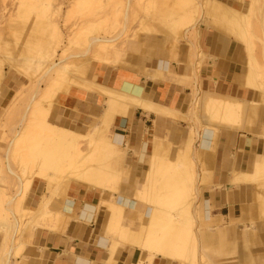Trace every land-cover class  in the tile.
Instances as JSON below:
<instances>
[{
	"label": "crops",
	"instance_id": "crops-1",
	"mask_svg": "<svg viewBox=\"0 0 264 264\" xmlns=\"http://www.w3.org/2000/svg\"><path fill=\"white\" fill-rule=\"evenodd\" d=\"M204 31L201 44L204 43L209 60L205 66L203 64V81L200 88L204 91L219 92L225 96L251 100V96H245L249 90L243 85V72L239 69L240 52L234 44L237 42L232 43L231 40L222 38L214 32ZM166 52L168 55L172 53L171 50ZM181 52L186 54V59L183 61L186 65L171 64L170 60L159 58L153 62L152 67L142 68L150 70V74L145 71L147 76L142 70L113 69L106 66H97L94 73L99 80V86L119 90L123 84H131L140 89L142 95L145 94V99L151 104L161 109L178 112L181 114L180 117H185L192 103L193 65L189 62V50H181ZM136 54H140L139 42H133L126 55L129 58ZM12 92L10 90L2 96L0 108L12 100ZM107 105V97L73 89L69 94L59 97L60 108L56 122L66 129L76 131L85 129L98 124L96 122L103 116ZM157 116L140 109H131L128 115L118 116L112 124L114 129L112 134L124 137L122 149L124 151L127 149L128 157L125 169L133 173L132 178L126 179L129 183L122 188L133 187L136 191L141 190L143 174L138 177V172L141 170L144 173L149 169L154 154H157L158 158L173 157L172 159L176 161L178 155L186 152L190 125L169 116L168 118ZM158 122L160 125L157 126ZM253 129L255 131L253 130L252 133L242 131L223 133L211 149L201 151L200 155V166L204 165L211 176L207 178L206 185L199 187L201 193L199 201L206 211L202 214L207 215L203 218V223H200V230L197 228L194 234L195 237L199 235L196 239L201 254L205 243L219 251L224 246V239H230L229 243L233 248L229 258L230 264H264V188L250 185L245 180V176L252 172L254 161L260 162L264 157V139L259 137L264 131V112L260 123L253 126ZM6 175H3V178L8 179ZM234 176L239 178V183L241 181L242 183L235 184ZM200 178L204 183L201 175ZM16 187L17 191L21 192L18 183ZM64 188L56 185L49 187L45 180L35 179L24 203L26 210L36 212L35 218L30 219L32 226L26 230L19 244L16 243L17 235L14 230L10 229L7 232L8 229L0 226V264H136L142 257L148 258V255L143 256L139 251L149 232L143 220L146 209L144 204L132 199L135 202L134 208H127L123 214L124 240L120 238L119 242L123 247L111 257L110 246L113 239L109 234L115 224L107 207L113 203L117 195L109 193L108 190L91 189L79 182H71ZM20 195L22 194H18V200ZM51 202L55 204L53 208L55 217L67 215L66 220L57 221L44 216L49 208L47 205ZM65 207H68L70 212H65ZM86 208H92L94 211L90 223L80 220ZM41 210L42 214L39 213ZM128 217L134 219L129 220ZM216 217L222 218L225 224L214 228ZM140 219L142 224L139 222ZM204 230L209 231L201 233ZM142 231L146 235H138ZM6 244L9 247L7 251ZM235 249L237 251H234ZM201 256L203 257L204 254ZM144 262L149 264L146 260ZM153 264L172 263L159 256Z\"/></svg>",
	"mask_w": 264,
	"mask_h": 264
},
{
	"label": "bare ground",
	"instance_id": "bare-ground-1",
	"mask_svg": "<svg viewBox=\"0 0 264 264\" xmlns=\"http://www.w3.org/2000/svg\"><path fill=\"white\" fill-rule=\"evenodd\" d=\"M82 1L86 2L88 0H81L80 2L82 3ZM90 1L91 0L87 2L88 5ZM230 1L232 2V0H129V1L127 0L126 2H128L129 5L126 10L128 9L129 10L127 13H125L127 15H125L126 17L124 20L122 32L128 35V31L132 25H136V28L139 27V29L136 30V32H133V35L130 34L134 36L133 37L134 39L132 38L133 39L132 42H129L128 46H126V50L118 48L119 45L118 44L115 45L114 43L115 40L114 37H116L117 39L120 34L115 36L112 33H110L101 39H94L93 41L92 38L89 39L92 42L91 41L88 42L87 40L88 43H91L88 52L92 51V53H95V51L93 52V49L98 50L100 55L106 56L105 62L108 63V59H107L108 56L115 57L114 59L119 62V60L123 56L122 54L126 52L124 54L125 56L128 53V48L130 47V45L133 42L136 43L139 42L138 40L142 38V35H157L172 40V47H171L172 52H174L175 49L179 50L181 44L180 40L183 41L185 40L187 42L188 47L191 48V51L193 52V54H195L194 51L199 52V48L197 47L198 45L195 43V41L200 34L201 27H205L209 31L212 30L219 32L225 35L226 37H228L229 39H232L234 42L242 43L247 47L246 50L247 56L244 65L245 67L246 66L248 67V72H247L248 74L246 76L245 86L248 89H251V91L245 93V96H251L253 100L241 99L234 96H225L215 91L202 90L199 87L200 71H198V69L201 66L200 61H198L200 60L199 57L200 56L204 57V55L201 54L196 55V58L198 59L197 61L194 60L195 56L193 54L192 55L194 57L191 55H190L191 57H189L190 65L191 64L193 65V74L191 73L192 83H193L191 88L192 103L191 106L189 107L190 108L189 112L186 113L185 117L184 116L180 117L181 114L178 112L169 111L164 108L161 109V107L159 108L158 106L153 105V103L151 104L144 97L145 96L144 93L146 92L144 91L143 93L144 96H143L141 90L131 84L125 83L119 90H111L106 87H102L85 81L80 76H84L83 72L84 70L86 71V69L84 68H83L84 70L80 69L83 70V72L78 70L80 72L79 74L80 76H79L77 75L78 72L76 74L69 70V68L71 67L68 68L62 66L61 63L64 62L67 63V61L65 60L66 59L68 60L69 58L72 57L69 58L67 57L65 60L61 58L60 60H63V62L57 61L60 63H53L52 61V64H49L50 66L48 67L47 71L45 70L46 73L45 72L43 73L44 75L43 77L52 78L57 76L56 79L58 80L56 84L60 85L61 94L65 93L64 91L66 90V88L72 86L78 89H83L89 92L97 93L103 97H107L108 105L107 108L105 109L103 116H101V118L97 122L98 124H100V127H98L99 125L96 126L97 124L91 125L84 129L85 132L83 130L76 131V130L62 128L57 124L56 122L57 118L53 119L47 117V112L43 108L42 110L41 108L36 109L35 116L39 121L37 120L38 121L37 124L34 125H29L25 127L23 126L24 127L23 133L19 136L18 140L16 139L17 140V141L15 140L16 142L13 141L14 143L10 144L9 147H7L8 149L6 150L7 159H5V161L7 160L6 163L8 162L10 164L12 162L11 159L17 160V158H19L20 160L22 159L24 161L30 160L33 161V164L36 162L40 163L39 166L41 168V171L40 173H37L32 176L34 165H31L30 166L31 172L30 174H28V176L29 175L32 176L31 178L30 177L26 179L24 178L23 180V178L17 177L18 184L20 185L21 188L20 191L22 192V193L20 192V194H22L21 201L14 199L8 200L5 196L3 195L0 196V226L4 225L2 227H7V228L9 227L7 232H9L10 227L14 226L15 223L12 222L14 220L10 221L9 218V216L11 217L12 214L15 212V211L12 212L13 208L14 210L20 208V210L23 211L22 215L20 216L21 218L24 217L23 216L24 212L25 213L27 212L29 215L32 214L31 216L35 215L36 212L32 213L31 211L25 209L24 203L30 192L31 186L36 178L48 182L49 187L53 185H57L58 187L63 188L65 185H68L71 182H79L82 184H86L91 189L100 190V191L105 189L108 183L114 182L115 180L118 182L119 169L121 166L125 167V162L128 159V157L124 153L127 149H125L124 152H121V148L124 146V137L118 134H110L111 136L110 135L108 136V130H109L108 128L114 123L115 119L118 116L128 115L131 109H137V110L140 109L148 114L149 113L157 114L158 115L157 117L162 115L166 117L169 116L170 118L172 117L176 121L178 120L188 121V116L191 113L192 117L193 116L194 118L196 117L195 122L197 120L196 123L201 124L200 125L201 130L199 133V131L198 132L195 131L194 127L190 128V131L188 132L189 134L187 133L188 138L185 147L186 152H184L185 154L180 155L176 159V161H174V163L170 162V164H165L167 165V167H165L164 164H163L164 167H159L157 165L159 163V159L157 157V154H154L153 158L150 160L149 169L146 170L144 173L141 170H139L138 172V177L143 174L141 178L142 189L140 191L135 190L134 195L132 196V194L130 193V189H126L122 187L118 189L116 188V191L119 192L117 193V196L115 197L113 203L112 204L110 203L111 205H109L107 208L111 212L112 222L115 224L116 226L115 228L117 229V227L122 228V224L124 222L123 214L126 211V209L134 208L135 202L132 199H135L146 206L145 213L143 214V220L146 222L145 224H147L149 232L146 238L144 239L143 243L141 244L139 251L143 254V256L145 254L148 255V258L145 259L144 257H142V259L139 260L138 263L136 264H145L144 262L145 260L149 264H153V262L159 256L163 257V259L169 260L172 264H207L205 262V256L203 257L201 256L203 252L201 254V251L198 248V242L196 239L197 237H195L196 236L195 234L193 237V233H192V230L196 225V223L198 222L203 223V218H205V215L207 214L205 215L202 214V212H204L205 210H204V206L201 205V203H197L198 205L197 206L195 205L196 207L193 209L194 203L197 200L199 202L201 193H199L200 188L197 187V189H195V183L197 182L198 179H196L197 176H195L193 172L194 171L193 161L190 157V154L192 152L191 149L193 148L191 147L194 146V143H196L197 149L195 153L196 154L198 153V157H200L199 155H201V151H206L211 149L217 138L223 133L229 131L232 132L234 131L235 133L240 131L246 133H252L254 130L253 126H251L250 124L245 125L244 123L245 118L252 111L254 112L258 111L261 118L262 113L264 112V105L263 108H261V110L259 108L260 104H264V77H262L258 73L257 57L252 53V50L250 51L249 49L250 37L248 33L250 32L249 31L250 26L249 23L247 22L251 20L248 19V14L250 16V13L252 12L253 3L251 2L253 1L255 4L258 5L259 1L261 0H238V2H240L241 5H243L242 10H238L237 5L234 6L230 5L229 4ZM83 4L84 3H82V5ZM260 5H258L259 8L261 7ZM255 11L252 13L253 17L256 19L258 18L260 20L259 29H262L264 27V7L262 10H259L257 13ZM23 14H27V13H23ZM182 19H184L185 21L187 20V22L185 23V26L187 28L183 32L178 31L176 28L177 23H179V21H181ZM122 32L121 34L123 35ZM110 35L112 37H110ZM252 37H255V34L253 32H252ZM130 38L131 37H128V39ZM119 40L117 39V41ZM174 40L176 41L174 42ZM59 42H61V39ZM112 42H113L112 45H108L111 44ZM84 43L85 42H83V44ZM83 44L81 43V45ZM87 44L84 45L87 46ZM84 45L83 47H79V48L82 49L86 48ZM27 46H29V44ZM57 46L52 48H58ZM83 51L81 54L82 56H83ZM85 52L86 51H84V53ZM81 55L79 57H82ZM85 55H87V53H85ZM85 55L84 58L86 57ZM44 57H46V60L47 59L50 60L49 58H47V56ZM96 57L95 59L97 60L100 58V56L99 58ZM102 58L104 59V57ZM103 59L101 60V62H103ZM109 60L111 61V59ZM44 61L45 60H43V62ZM45 64L48 63L45 62ZM253 64L255 67L253 66ZM2 72L3 70L0 66L1 78L3 76ZM13 78H14V74H12V76H10L9 79L8 80L6 79L5 81V86H7L9 89L14 88ZM1 80L3 79H0V81ZM64 81L65 83L62 84V82ZM22 86L19 90L15 91L16 93L14 94L18 95L21 91H24L25 89L23 90ZM255 91L260 93L262 92V94L260 93L257 94ZM55 93L53 92L52 94L54 95ZM13 98L15 97L13 96L12 99ZM22 99H24V97ZM18 101H16L17 105H18L17 103ZM10 106L11 105L7 107L8 109L6 108L8 111L6 112V114H4L5 117H8L9 115ZM12 109L14 108H11V110ZM14 113H16V111L13 112V115H15ZM13 115H10L11 116L10 118H12ZM162 119H164V117H162ZM50 121H52V123L54 122L56 127L51 125ZM156 124L158 126L159 122ZM161 125H163V123H161ZM162 131H164V129H162ZM262 132L263 133L262 134L260 133L261 135H259V137L264 139V131ZM196 135L198 137V139L196 138L197 141L195 140ZM153 138L154 137H152V139ZM83 139H87L86 141H88L87 143H89L90 146V150L87 154H84L83 152H79L78 149V146L81 144L80 140ZM77 141L79 142L78 143L79 145H77ZM67 147H72L74 150L77 149V153L79 154L75 158H72V156L67 150ZM62 151H65L64 156L62 155ZM196 154L195 156H197ZM64 161L65 162L68 161L69 165L67 167L68 170L66 171L65 168V172L63 170L62 173V170L58 171L57 168L62 169V162ZM140 161H141V157H140ZM165 163H167V161H165ZM9 164H7L9 173L11 175H15L13 171H10L11 168H9L10 167ZM58 172L60 175L59 177H56ZM250 173H251L250 175L245 176L247 179L244 177L245 180H247L246 183L264 188V157L260 162L254 161L252 172ZM3 174L4 172L1 165L0 181L4 179L2 176ZM132 174L133 173H130L131 177L129 176V178L133 177ZM199 179H200L199 185H201L203 182L201 181L200 177ZM24 182H26L27 184L26 183L24 184ZM234 183L241 184L242 181L241 183H239V178L234 176ZM201 186L203 187V185ZM110 191H114V190L112 189ZM50 199H52L51 195H50ZM53 204L52 202L49 205L46 204L49 208H47V211L44 214V216L50 219L54 218L57 221L58 220L61 221V219L66 220L67 215L62 217H55V213H54L55 211H53L55 204L54 205ZM65 212H70V209H68V207H65ZM93 212L94 211L92 208H86L82 213V215L80 216V220L84 223H90V220L92 219L90 217H92L91 215L93 214ZM39 213L42 214V210ZM25 217L27 218V216ZM139 222L140 224L143 223L141 219L139 220ZM15 227L17 229V231H15L17 233L15 234L17 235L19 234L18 231L20 225L16 224ZM110 247H111V252H112L111 257H112V255L117 253L118 250L123 246H121V244L118 241H115L113 237L112 244ZM8 248L9 247L7 245L6 251L8 250ZM130 249L133 250V248ZM209 264L211 263L209 262Z\"/></svg>",
	"mask_w": 264,
	"mask_h": 264
},
{
	"label": "rangeland",
	"instance_id": "rangeland-1",
	"mask_svg": "<svg viewBox=\"0 0 264 264\" xmlns=\"http://www.w3.org/2000/svg\"><path fill=\"white\" fill-rule=\"evenodd\" d=\"M80 1L79 0H50V1L49 0H42V1L41 0H0V66L3 70V72H2L3 76H2V78L0 77V79H3L0 81V100H1L2 96L3 95L5 96L10 90L13 91L11 96L15 97L12 99L13 101L10 100L8 104H6L5 106H2L0 108V123L2 122L0 124V128L2 129V130L0 129V152H1L0 153V166L2 165L3 172H4L3 175L7 174L6 176L8 178V179L4 178L2 181H0V196L3 195L8 200H11V198H13V199L17 198L16 200H18V194H20V192L17 191V187H16V184L18 183L17 177L23 178V180H24V178L25 179L29 178V177L31 178L33 175L40 173L41 168L39 166L40 163L36 162L33 164V161H30V160L24 161L22 159L20 160L19 158H17V160L11 159L12 162L10 161L11 162L10 164L8 162L6 163L7 160L5 161V159H7V156H6V154H7L6 150H8L7 147H9L10 144H12L18 140L19 136L23 133V128L25 126L37 124V122L39 121L35 116V112H36L37 108H39V109L41 108V110L43 108L47 112V117L56 119V118H58L57 113H58L59 108H60L59 107V97L61 95H64V94H69L73 89H78V88L70 86V87L66 88V90L64 91L65 93L61 94V92H60L61 87L59 84H56V82L58 80V79H56L57 76L52 77V78L51 77L50 78L43 77L44 76L43 73L44 72L46 73L48 67L50 66L49 64H52V61H53V63H60V62H63V60H65L67 57L68 58L72 57V58H69L68 60L67 59L65 60V61H67V63L66 62L61 63L62 66L68 67V68L71 67V68H69V70L76 73V74L78 72L77 75L80 74L79 71L83 72V70L86 69V71L84 70V72H83L84 76H80V75L79 76L82 77L87 82L98 85L99 80L94 73V70L97 66H106V67H110L113 69H133V70H139V71L142 70L144 72L143 74L147 76L148 74H150V70L142 69V68L152 67L153 62L157 61L159 58H164V59L170 60L171 64L186 65L183 63V61L186 59V54H185V52L182 53L181 50L185 51L186 49H188V50H190L188 52V55H189L188 58L194 55L195 56V57L193 56L195 58L194 60L197 61L198 59L196 58V55H198V54L204 55V57L200 56L202 58L199 57L200 60H198L201 63V66L198 69V71H200L199 87L202 86V81H203L202 80V73L204 72L203 64L205 66V63L209 60V55H208V52L205 51L204 43L201 44V42H202L201 36H202V33L205 32L204 30H207V28L201 27L200 35L198 36V38L195 41V43L198 45L197 47L199 48V52L194 51L195 54H193V52L191 51V48L188 47L187 42L185 40L184 41L180 40L181 44H180L179 50L175 49V51L172 52V54L168 55V53L166 51L171 50L172 40L163 38L162 36L142 35V38H140L138 40L139 41V47H140V54H136V55H133L132 57L128 58L127 55L124 56V54L126 53V52H124V54H122L123 56L119 60V62L114 59L115 57H112V56L109 57L108 56V58H107L108 63H109L108 64L107 62H105L106 56L100 55L98 50L93 49V52L95 51V53H92V51L88 52V50L90 48V44H91V43H88L91 41L89 39L92 38V41H93L94 39H101L110 33H112L115 36L120 34L119 35L120 37L118 36V38H117L118 40L120 39L119 41H117L116 37H114V38L117 42L113 38L114 43H115V45H117V44L119 45L118 48L126 50V46H128L129 42H132V40L134 39L133 38L134 36H132L133 32H136V30L139 29V27L136 28V25H132L129 29V31H131V32L128 31V35L124 34V32H122L124 20L126 17L125 15H127L125 13H127L129 10V9L126 10L128 8L129 4H128V2H126L127 0H110V1H108V0H95V1L91 0L89 5L87 4V2H89V0L86 2L82 1V3H84L83 5ZM251 3H253L252 12L250 13V16H252V17H250L248 14V19H251V20L247 21L249 23V26H250V28H249L250 32L248 33V35L250 37L251 43L249 42V49H250V51L252 50V53L257 57V71H258V73L262 77H264V53H262V52H264L263 51V49H264V30H263L264 27L262 29H259L260 20L258 18L257 19L254 18L253 14H252L255 10H256L255 12L257 13L259 10L263 9L264 0L259 1L258 5L261 4L260 5L261 9L253 1ZM229 4L232 6L237 5L238 10L243 9V5H241V3L238 2V0H232V2L230 1ZM255 5H257V6H255ZM23 13H27V14H23ZM186 22H187V20L185 21L184 19L179 21V23H177V26H176L177 30L181 31V32L185 31L187 28L185 26ZM13 28H15V29H13ZM59 32H60V34H59ZM121 32L123 33V35L121 34ZM211 32H214L215 34L219 35L222 38H225L227 40H231V42L234 43V41L232 39H229L228 37H226L225 35H223L219 32L212 31V30H211ZM252 32L255 34V37H252ZM17 33L19 34L20 38H19ZM53 33H55V34H53ZM130 34H132V35H130ZM111 35H110V37H112ZM124 36H127V37H124ZM128 37H131V38L128 39ZM149 37H154V38H149ZM155 38H157V40ZM60 39H61V42H59ZM87 40H88V42H87ZM175 41L176 40H174V42ZM83 42H85L84 44L88 43L87 46L84 45ZM59 43H61V44H59ZM81 43L86 48H83V49L79 48V47H83V45H81ZM28 44H29V46H27ZM112 44H113V42L111 44H108V45H112ZM234 44H236L237 47L239 48V52H240L239 69L243 70L242 71L243 72L242 81L244 82L243 85L245 86L246 85L245 80H246V76L248 74L247 73L248 67L246 66L247 67L246 68L244 65V62H245V59L247 56V51H246L247 47L245 45H243L242 43H234ZM88 45H89V47H88ZM55 46H57L58 48H52ZM79 49H81V50H79ZM51 50L54 52H52ZM83 50L86 51L85 53H87V55H85ZM138 50H139V48L136 51L138 52ZM82 51H83V56L81 55ZM90 52H91V54H90ZM44 54H47V55H44ZM75 54L77 55V57ZM133 54H135V53H133ZM61 55L65 56V57H63ZM80 55L82 57H79ZM84 55L86 56L85 58H84ZM44 56H47V58H49L50 60H48V59L46 60V57H44ZM91 56H93V57H91ZM94 56L95 57L98 56L96 58H99V56H100V58L97 60V59H95ZM102 57H104V59ZM61 58L63 60H60ZM52 59H54V60H52ZM102 59H103V62H101ZM109 59H111V61ZM18 60H21V61H18ZM43 60H45V61L43 62ZM57 61H60V62H57ZM45 62H47L48 64H45ZM88 62H90V63H88ZM253 66H254V64H253ZM80 69H83V70H80ZM241 70H240V72H241ZM57 71H58V69H57ZM145 71H148L147 72L148 74ZM12 74H14V78H15V79L13 78L14 89H8V87L5 86V81H6V79L8 80L9 77L12 76ZM81 75H82V73H81ZM43 78L46 81H44ZM210 79H212V78H210ZM37 80L40 82H38ZM64 83H65V81L62 82V84H64ZM9 84H11V83H9ZM20 85L21 86L23 85L22 88H23V90L24 89L25 90L21 91L22 93L20 92L18 95L14 94V93H16L15 91H17L21 88ZM27 86L29 87V89ZM65 87H66V85H65ZM34 89L36 90V92ZM56 90H57V92H56ZM79 90H83V89H79ZM246 90L251 91V89H248L247 87H246ZM83 91H87V90H83ZM23 92H24V94H23ZM53 92L54 93L56 92V93L53 95L52 94ZM255 92L257 94L260 93L257 91H255ZM39 93H40V95H39ZM260 94H262V92ZM51 95H53L55 98ZM22 96L24 97V99H22L23 98ZM33 98H35V99H33ZM251 100H253V99H251ZM16 101H18L17 102L18 105L20 104L19 107L16 104ZM257 102H259V101H257ZM9 105H11L13 107H11V106L9 107L10 110H9V115H8L9 118H8V117H5L4 114H6V112L8 111L7 107ZM263 105L264 104L259 105L260 110H261V108H263ZM11 108H14V109L11 110ZM15 111H16V113H14L15 115H13V112H15ZM10 115H13L12 118H10L11 117ZM195 119H196V117L195 118H194V116L192 117V114L190 113V115L188 116V121H185V122H187L188 125H190V127H194L196 132L199 131V133H200V130H201L200 125L201 124L196 123L197 120L195 122ZM244 123H245V125L250 124L251 126H257L260 123L259 112L258 111H256V112L252 111L251 113H249L247 115V117L245 118ZM50 124L53 125L54 127H56L54 122L52 123V121H50ZM96 126H98V124ZM98 127H100V125ZM108 129H109L108 130V136L110 134L114 133L113 125L110 126ZM80 130L84 131V129H80ZM196 138L198 139L197 135L195 137V140L197 141ZM86 140L87 139L80 140V142H81L80 145L78 144L79 140L77 141V145H79L78 146L79 152H83L84 154H87L90 150L89 143H87L88 141H86ZM191 148H193L195 150L194 151L193 149H191L192 152L190 154V157H192L191 159L193 161L194 175L197 176L196 179H198L197 182L195 183V189H197V187L199 188L201 185H203V186L206 185V183L208 182L207 178H209L211 176V173H208V171L204 165L200 166V164H201L200 157H198V153L197 154L195 153L196 149H197L196 143H194V146H192ZM67 150L70 153V155L72 156V158H75L79 154V153H77V149L74 150L72 147H67ZM64 152L65 151H62L63 156H64ZM121 152H124V150L122 148H121ZM124 153L127 156V151H125ZM194 153L197 156H195ZM179 156L180 155H178V157ZM167 158H158L159 163L157 165L159 167H164V166L167 167V165H165V164H170V162L174 163V160L172 159L173 157L172 158L170 157L168 159ZM165 161H167V163H165ZM196 161H198V163ZM199 161H200V163H199ZM7 164L10 165L9 168L12 169V170L10 169V171H13V173L15 175H11L9 173V171H8L9 169L7 167L8 166ZM163 164H164V166H163ZM31 165H34V169L32 171L33 174H32V176H30V175L28 176V174H30V172H31V168H30ZM68 165H69V162L64 161V162H62V169L57 168V170L58 171L62 170V173H63V170L65 172V168H66V171L68 170V168H67ZM198 166H200L201 169H199ZM125 170H126L125 167L121 166L119 169V174H118L119 175V181L117 182L115 180L114 182L108 183L107 187L105 189H103L102 191L108 190L109 193H111L113 195H117V193L119 191L117 192L116 188L118 189V188L124 187V186H126L127 183H129V181H126V179H127V177L130 176V173H129V171H125ZM59 175L60 174L58 172L56 177H59ZM126 175H127V177H126ZM200 175L202 178H204V183H202L201 185H199ZM201 181H202V179H201ZM11 182H12V184H11ZM67 186L68 185H65L64 187L66 188ZM56 187H57V185H56ZM136 188H137V186H136ZM112 189L114 191H110ZM135 190H136L135 188L131 187L130 193L132 194V196L134 195ZM19 200L21 201V197ZM197 203H200V201L198 202V200H197L194 203L193 209L198 205ZM18 211H20L21 213ZM12 212H14L16 214V215L13 214L14 218L19 222H17L13 218V215L11 217L9 216L10 221L14 220L12 222L15 223L13 227H10V229L12 228V230H14V232H15V231H17V229L15 227L16 224L20 225V228L18 231L19 234H17L18 236L16 238V240L18 241L16 243L19 244L21 241V238L23 237L26 230L32 226L30 219L35 218V216H31L27 212L26 213L24 212L25 213V214L23 213L24 217L23 216L22 217L25 219L21 218L20 216L22 215L23 211L20 210V208L19 209L17 208L15 210L13 208ZM25 216H27V218ZM128 219L132 220L134 218L128 217ZM214 224H215L214 228H216L222 224H225V221H223L222 218L216 217V218H214ZM123 225H124V223H123ZM200 225H201L200 222L196 223V225L192 231L193 237H194V233H196L197 228H198V230H200V228H201ZM1 226H4V225H1ZM115 227H114L113 231L110 232L111 234H109V236H112V239L114 237L115 241L120 242V238L123 239V236H124V232H123L124 229L120 228V227L119 228L117 227V229H116ZM5 228L8 229L9 227L8 228L5 227ZM10 229H9V231H10ZM208 231L209 230H204L201 233L208 232ZM138 235L144 236V235H146V233L142 231ZM198 236L199 235L197 234V239H198ZM229 242H231V240L228 238H225L224 239V246L219 251L216 250V248H213L211 245L207 246V244L205 243L204 247L202 248L203 249L202 252L205 256V262L207 264H209V262L211 264H230L229 258H230V254L233 253V248H231V246H230L231 244ZM234 251H237V249H235Z\"/></svg>",
	"mask_w": 264,
	"mask_h": 264
}]
</instances>
